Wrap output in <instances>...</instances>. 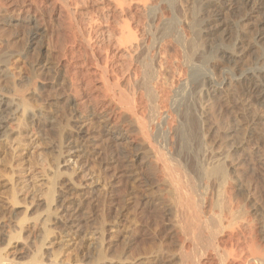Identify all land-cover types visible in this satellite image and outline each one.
<instances>
[{
    "label": "rangeland",
    "instance_id": "rangeland-1",
    "mask_svg": "<svg viewBox=\"0 0 264 264\" xmlns=\"http://www.w3.org/2000/svg\"><path fill=\"white\" fill-rule=\"evenodd\" d=\"M32 1H36V4L40 9L36 7L35 4L34 7H36V10L34 11V7H32V9L29 10L30 12L28 11L30 13L29 15L28 12V14L24 12L26 9L22 8V5L27 2L26 0H0V7L2 8H0V109H2L0 112V239L3 240L5 238L3 236L15 234L18 231V221L13 218V215L20 218L22 215L24 216V213L26 215V221L23 225L20 239L13 242L12 246L7 248L4 253V257H6V259L14 260L18 264L27 263L41 242L43 236L42 230L44 229L43 225L46 224L45 227L50 232V235L45 241L43 250L47 253V255L59 253L61 258L60 260L62 261H65L68 258L70 261L73 259L74 261L72 260V262L80 260V262H77L79 264H177V261L174 259L175 255L178 253L177 249H179L177 239L178 231H176V227L178 226L176 225L177 217L175 215L176 213L172 212L175 210L172 209L173 198H171L172 200L170 201V197H172V195H169L172 194L170 191L171 189L169 188V190L167 185L161 183L163 180H158V177H163L162 174L160 175V173H162V169L159 167L157 162L158 158L161 159V157L163 158L162 160L165 159V162L167 161V166L171 164L170 168L172 166V171L174 170V173V168H176V173L178 174L175 173L177 176L175 174L174 175L179 177V180L182 179V182L178 180L179 184L181 182L183 186L184 182V185L185 183H188L189 186L191 185L190 188L193 187L195 192L191 189L190 191L188 189V185L184 186L186 189L184 187L182 188L185 190H182L184 193H188L190 191L186 194L188 198L190 196L191 198L192 196L195 197L192 198V200H189H191V202L193 201L192 203L194 204L196 201H200V199H202L200 201L201 203H198V201L196 202V205L194 204L196 209L201 207V209L199 208V210H202L200 211L201 213L197 211L198 209H195L198 213L202 214L206 211V214L210 213L209 215H211L214 208L212 209L210 206L213 203V199H216V203V197L218 196V194L216 195L218 191L216 188L221 189V187L225 185H227L225 186L227 188L230 184V187H228L227 190L226 188L225 190L222 189L223 192H221V194L229 191V193L233 191L235 194H222V196H225L223 197V199L225 198L224 201L226 200L225 203H229L235 211L238 208L239 211L243 210L242 212L246 213V215H243L242 212L239 213L237 211L238 216H241L242 214L244 216H241L242 218L246 220H249L248 218H250L251 220L249 221L253 220V222H256L259 219V221H261L264 225V145L260 141L258 142L248 131L254 127L255 131L264 133V104L259 105L260 103L258 104V102H255V104L250 101L248 102L243 93L238 90H236L237 93L234 91L230 94V96L228 94V96L224 95L223 93H221V95H214L212 93V87L220 89L223 87V84L227 82L239 83V80L243 76V71L254 72L257 74H259V71H264V40L257 41L255 31L260 20L262 18L264 19L262 11H258V13L251 12L252 14L250 13L251 15L249 18L244 20L241 13L244 14L243 12H247V10L249 11L250 6L240 10L238 9V6L241 0H229L232 2V4H230L231 7H228L229 9H226V7H220L217 9L219 10V14H221V16H218V18L221 19V27L216 31L212 29L210 31L209 19L212 16L210 11L214 10L215 7L210 9V7L206 4L207 0H148L146 5H148V2L150 5L145 7L146 10L144 13V10H142L140 14L133 9L134 4L131 2H134V0H130L129 2L126 0L127 4L124 3L123 7H126L129 3H131L130 6L126 7L129 9H125V16L128 14V18H125L129 20L131 16V20H127V23L130 24H128V28L131 30L130 32H135L134 36L138 39L139 36L142 35L140 36V39L142 38L141 43L144 40V44H141L139 43L140 40L137 42L138 39L133 37L135 38V41L139 43L138 45L142 46V49L138 46L139 54L138 52L135 53V51L126 53L127 59L131 58L130 56L133 55L132 59H130V63H127V59L125 60V53L121 54L124 47L121 46L122 49L120 48L119 50L118 48L120 45L117 47L115 45V47H111L110 44L113 45L114 42L110 41V43L109 40L105 38V33H102V29L105 30L108 27L109 32H113L114 28L116 26V28H118V25L121 23L116 24L114 21H117L118 19L115 20V18L108 17L107 19V16H105L102 10H97V8L94 10L95 8H93V6L96 7L94 0L93 3L91 0H82L87 4L83 3L81 0V3L79 4L80 1L76 0L78 4L76 6L77 9L78 7L79 9L77 15L74 17L78 19L72 18L76 21V23L73 21L74 26L72 23V25L68 28V25L65 24L68 19L57 18L53 12L51 13L47 11L50 7H44L43 3L48 0ZM20 2L23 4H19ZM213 2L217 3L220 2V0H214ZM88 4L91 5L88 6ZM85 5L87 8L86 11L89 10L90 13L88 11L87 13L85 12ZM151 5L153 6V9ZM150 6L151 9L148 8ZM42 8L44 11L41 10ZM38 9L41 11L40 13ZM37 10L39 14L36 12ZM49 10L51 11V8ZM45 11H47L48 14ZM91 11L96 12L94 13ZM128 12H130V14ZM88 13L90 15L93 14V16L94 14H97L95 15L96 17L100 14L98 16L99 20L98 17H92L94 20L97 19L98 21L93 20L94 23L97 22V24L92 23L89 25L91 28H85V24L88 26V16L89 18L92 16ZM101 13L106 17V19ZM46 14L52 15L47 16ZM138 14L141 17H139L141 20L138 18ZM143 14L145 17H143ZM25 15L27 16L25 17ZM78 15H81L82 18L81 16L78 17ZM83 16L87 17L84 18ZM101 16L103 18H100ZM55 18L57 19V22ZM83 18L85 20H82ZM104 19L106 23L103 21ZM112 19L114 21H112ZM120 19L118 21H120ZM133 19H135V22ZM99 21L101 23H98ZM60 22L62 24L60 25L62 28L56 24H60ZM82 22H85V24ZM195 22L200 23V25L198 23V27H196V29H199L197 30L199 32H197L195 28H192ZM108 23L110 24L109 26ZM75 24H79L80 26L82 24L83 25L81 28L80 26L76 27ZM99 24L103 27H100ZM137 24H139V27H137ZM134 25L136 28L133 27ZM63 26H65L67 30L66 31L64 29V34L62 32ZM92 26H94V28H92ZM58 27H60L61 30L60 28L58 29ZM70 27L71 29L72 27L77 28L75 31L78 34L74 32L75 37L80 34V37L83 35L82 37L85 36L86 39L88 36L94 41L93 42L89 39L91 41L89 43L91 45V50L85 49L81 46L85 51H87H84V53H86L84 56H76L78 52H81L80 54H82L83 50L79 46L74 47L76 50L81 48L77 51L74 50L75 52L73 50L70 51L72 52L71 55H74L75 53L74 56H76V59L75 57H73V59L70 56V53H68L69 57H62L64 52L61 49H65L66 46V49H63L66 51L69 46L62 44L64 47L62 45V47H58L62 42L68 44L66 42L68 38L70 37V40L73 37V32L71 31H74V29L69 30ZM130 27H132V29L134 28V31ZM33 28H36V31ZM83 28L86 29V31ZM139 28H142V30L146 28V34H140L141 32L145 33L143 32L145 30L142 31L139 30ZM81 29L82 33H86L81 34ZM90 29L93 30L91 31ZM94 29L95 31L97 30L96 32L98 34L94 31ZM68 31L71 33L69 34ZM195 31L197 32L196 34L194 33ZM35 32L38 34V36H36L38 38L32 36ZM92 32L94 33L92 34ZM66 33L69 36H67ZM65 34L67 39L64 36ZM79 36L78 38H80ZM58 37H60L61 40ZM102 38L104 41L107 40L109 44L104 42ZM101 40L104 42L103 47L101 46ZM96 43L99 44L98 46L101 50ZM191 43L194 46H197H193V48L196 49L193 50ZM145 44L149 46V48L147 47L148 49H146ZM107 46L108 50L105 48ZM237 47H242V51H244V56L241 61L243 65L241 64V66L235 67L233 65L224 64L222 66L219 65V67L212 68L214 59H217V54L220 49L234 50ZM93 48L94 50H92ZM115 49L118 50V52ZM143 49H146L147 51H144ZM89 50L90 52H94L89 53ZM240 50H238V52ZM98 51L100 53L96 54ZM113 53L114 57L112 56ZM131 53H134L136 58L139 59H134L135 56ZM202 53L203 55L205 53V55L203 56ZM90 54H95L96 56L94 55L91 57L92 55L90 56ZM142 54L147 56L144 57ZM214 54L217 56L216 58H213V56H215ZM103 55L105 58H103ZM128 55H130L129 58ZM78 57H80L81 60ZM90 57L91 59H89ZM94 57L95 60L92 59ZM119 57L121 58L120 61ZM209 57L210 59L213 58V60H208ZM146 58L149 59L150 62L146 61ZM206 58H208L207 61ZM200 59H205L204 65L202 63L203 61L201 62ZM91 60L99 66L97 67L96 64V66L92 65L93 61ZM103 60L107 61L108 64L105 62V64H102V66L104 65L102 67L100 63H104ZM135 60L137 61V64L141 61V63L144 62V67H141V63V65H135L136 62H133ZM67 61H73L75 63H68ZM209 61L213 63H210ZM160 62L164 66H162ZM165 62L166 64H164ZM65 63L70 65L68 66L71 68L70 70L78 71V79H81L78 80V84L74 90L68 83L66 84L68 80L67 78L72 76V71H69L68 68L66 69ZM145 63L148 64H146L148 69L150 67L151 74L147 72L148 70L146 71L147 68ZM159 63L162 66L161 68H159ZM73 64L74 66L77 65V68H81L77 69L73 66ZM87 64H89V66H87ZM116 64H119L117 66L118 68L115 67ZM126 64H129L128 66H130V68L128 67L130 72L127 73V75L124 73L128 72ZM132 64L134 67L136 66V70ZM54 65H58L57 68ZM60 65H62V68ZM105 65L110 67L113 66L114 70L117 68L118 71H114L113 67L110 68V71H108L109 68L108 66L106 67L107 76L109 75L108 77H110L114 72V76H111L113 81L116 79L119 80L121 76L119 77L118 74H122L119 72L124 73L125 77L122 75L123 77H121L119 81L116 80L114 82L118 83V85L120 84L118 88L121 87V91L125 92H123L124 96L126 94L125 97L128 98L122 97V95V98H120L126 99V101H122H124L125 104L127 102V104L130 105L131 103L128 102L132 100L133 102H131L133 106H131L136 110L135 112L131 106V108H129V105L125 106L124 103L121 102L120 103L123 104L122 106L124 107H122L120 103V105L117 104L119 107L121 106V110L124 109V111L127 108H129V112L131 111L130 109H133L134 111L132 110L133 112L131 111V113H133L134 117H137L138 119L136 121L137 130H135V127L134 129L131 128L133 130H129L124 135L127 142L125 140H113L114 133L109 130L110 128L105 125V122H102L103 113L105 114L106 111L107 114L109 111L113 114V108H110L114 105L112 102L115 103L119 100L118 97L116 99L112 98L114 100L112 101L110 99V104L107 96L104 99L103 96L105 95H102V93L105 90L101 89V82L99 83V79L94 77V75H91V68L94 72L97 68L99 69L102 67L104 69ZM120 65L123 67L126 65L124 67V71ZM72 67H74V69H72ZM131 67H133L132 70ZM140 68L146 69L140 70ZM62 69L63 71H61ZM137 69H139V71ZM177 70L180 72H182V70L184 71L181 74ZM83 71L85 72L83 73ZM141 71H145L146 73L141 75ZM64 72H69V74L71 72V74H66L67 76H65V78ZM80 72H82L81 75L79 74ZM108 72H111L112 74ZM134 72H136V74H140L136 75ZM87 73L90 74V79H96V82L93 81L94 84L91 81V84L93 85L90 84V86H88V82H86L87 78L85 77V75H88ZM179 73L183 76H180ZM115 74H117L116 76L118 77H116ZM128 74L130 76H128ZM148 74H153V76H151L153 79H157L156 74L158 75L157 80L159 81V84H161L162 87L166 86V88L163 89L161 85L158 84L157 80L154 81L157 82V86L165 92L166 96L164 93L163 95L160 93L161 90L158 87L157 92H159L161 98L157 97L159 95L157 92H154L152 96L150 93L144 94V91H146L145 87L147 86L150 90V85L152 84V81L149 80L150 75ZM133 75H136L135 77L137 79H134L135 77L133 78ZM146 76L149 77L146 78ZM87 77H89V75ZM179 77L181 80H179ZM259 77L260 82L264 84V76L260 75ZM29 79L33 84L29 81ZM140 79H143V81L145 79V84L142 83L143 81ZM63 80H66V82ZM82 80L86 83L83 84ZM137 80L141 82L143 85L142 87L140 82H137ZM177 80L178 82H176ZM62 81L64 83H62ZM148 82L150 85H148ZM26 83H29L30 85H26ZM134 83L137 84V88L134 87ZM12 85L17 89H22L23 93L27 91L26 95H23L25 96L24 99L27 100L28 105L30 106H28V111H26V113L24 112L25 114L20 110L21 105L19 104L21 103V99L19 101L15 97L10 96L13 90ZM77 87L81 88H78L80 89L78 92H76ZM167 87L170 88L171 91ZM26 88H29V90H26ZM92 88H96L97 92L92 90ZM111 90L113 89L111 88ZM111 90L109 94L107 92L108 90L106 91L108 97L111 95ZM98 92L99 95H95L98 94ZM167 92L169 95L172 94L171 98ZM106 93L104 92V94ZM141 93H143L142 95H147L144 96V98L149 97V101L147 98L146 100L143 98V102L145 104L143 103V105L137 106L139 94ZM91 94L92 96L94 95L93 98L91 97ZM133 94L138 97H133ZM233 94H235V96ZM168 96L169 99L166 100L168 103L166 102L165 105L163 102L168 98ZM163 97L165 98L164 101L162 100ZM134 98H137V101ZM95 99L97 101H94V103L93 100ZM104 100L108 101L106 102ZM134 101L136 105H134ZM103 103L105 107L108 103L109 110H106L107 107H102L104 106ZM235 104L238 105V107L235 106ZM146 106L147 108L145 111L144 109ZM250 107L252 108L251 110ZM137 108L139 110L143 109L144 111H138ZM160 108L167 109H165L166 111H163L164 113H162ZM247 109L248 111H246ZM85 110H89L87 111L88 113ZM91 112L93 113L92 116H90ZM245 112H248V114ZM94 113L96 115L98 114V116ZM157 113H159V116ZM21 114H23V116H21ZM115 115L118 119L117 114L114 112L113 116ZM247 115L250 118H248ZM250 115L256 117H253L251 120L252 116ZM166 116L169 119H167ZM171 117L173 119H170ZM242 117L244 118L242 119ZM257 118L260 119L258 120ZM117 119L115 120L116 122L119 121L122 126H125L124 123L122 124V122L120 120L117 121ZM242 120L244 121L242 122ZM19 121L20 125L18 127ZM138 121L139 123H137ZM140 123L143 124L142 129L144 128L143 132L146 138L143 137L141 126H138ZM252 123H255L256 125ZM166 124L170 128H167ZM172 124H174V126ZM175 126L176 128L174 129ZM242 126H245L246 128L244 127L245 129H243ZM248 127L250 129L247 130ZM178 128L184 133L183 137L182 132L178 131L181 133H179L181 136L177 134L178 132H176V130H179ZM183 128H186L187 131ZM138 129H140L139 133ZM238 129H240L241 133H239ZM241 129H243V132L245 131L246 134L250 135V137L248 135L247 137L246 134L244 135L245 132L243 133ZM173 130L175 132H173ZM134 131L135 133H138V135H142L141 139H146L145 141L146 143L148 142L147 145H149L148 150L153 149L150 150L152 151L150 155H153V157H160L152 158V161H150L151 163L149 160L146 161L145 166L144 161L140 162V164L139 161L135 162L134 154L136 152V148L138 151L141 148H135V146H132L130 142L128 144L130 139L132 142H136L140 139V136L133 133ZM133 135L136 136L134 137ZM187 135L188 137L190 135L189 138L191 139H189ZM137 137H139V139ZM180 137H182V140ZM127 138L129 140H127ZM186 139L189 142L186 141ZM184 143L188 144L184 145ZM146 146H144L140 152H137L141 153L142 150L147 149ZM126 148L129 152L131 149L133 150H131V153L128 154ZM153 152L156 155H154ZM211 155L219 161L223 158L225 163L224 165L222 161L224 169L226 172L228 171L227 173L229 174V176L226 174L227 176L225 175V178L230 177V180L225 178L221 179L218 176H209L211 177L209 179L208 175H204L205 178L201 175V172L202 174H205V168L210 167L217 161L216 159V161L213 160L214 158ZM218 155L222 157L220 158ZM209 158H213L211 159V162H214L211 163ZM153 159H156V168L155 165H153ZM208 162L211 163L210 166V163L208 164ZM128 163L133 167H131ZM127 164L131 168H128ZM197 166L200 167L199 170H196V168H198ZM204 166L205 168H203ZM11 174L12 181H10L11 178H7L10 177ZM134 177L137 181L134 180ZM161 177L160 179H162ZM226 180L227 182H225ZM53 181L54 186L52 203H50V207L48 206L46 208L44 203L45 198L43 197L45 195L43 194L48 191L51 186V182ZM205 181L207 182L205 183ZM216 181L220 183L223 181L224 185L217 183ZM228 181L231 182L228 183ZM215 182L217 185L220 184V186L216 187V184L214 185ZM232 182H234V185ZM213 185L215 186L214 189L216 191L213 189ZM13 188L15 192H17L18 200L20 201L21 199L19 203L21 205L18 204V206H13L10 203L9 194L10 190H13ZM166 188L168 192H170L169 194ZM229 188L231 189L229 190ZM192 191L194 193H192ZM214 191L216 193H214ZM165 192L167 193L165 194ZM206 194L208 195V197H206L208 201L205 198V196H207ZM233 195L236 197L235 199L232 197ZM226 196L227 198L229 197L228 199L230 200H228ZM231 197L233 199H231ZM203 199L205 200L204 205L202 206ZM236 199L238 203L235 204L234 202H237ZM170 202H172V204H170ZM207 203L210 204L208 205ZM199 204H201V206ZM206 206L209 207V209ZM212 207H214V205ZM48 208L49 210H47ZM205 213L201 215L202 217L200 216L202 219L204 217V220L209 218V216H207L208 214L206 215ZM248 214L250 216L245 217L248 216ZM205 215L207 218H205ZM238 216H236V218H238ZM174 220L176 223H174ZM174 226L176 227L174 228ZM3 247L4 246L0 241V248ZM96 251L97 253H95ZM92 257H94V259H91Z\"/></svg>",
    "mask_w": 264,
    "mask_h": 264
},
{
    "label": "bare ground",
    "instance_id": "bare-ground-1",
    "mask_svg": "<svg viewBox=\"0 0 264 264\" xmlns=\"http://www.w3.org/2000/svg\"><path fill=\"white\" fill-rule=\"evenodd\" d=\"M22 1V0H21ZM24 1V0H23ZM27 2H25L24 4L22 3V2H20L19 4H23L22 5V8L23 9H26V10H24V12L25 13H27L30 9H32V7H34L35 6V4H36V1L34 2V1H29V0H26ZM39 1V0H38ZM44 1V0H43ZM78 1H80V0H78ZM82 1V0H81ZM81 1L79 2V4L81 3ZM84 1V0H83ZM82 1V2H83ZM88 1V0H87ZM92 1V3H93V0H91ZM91 1H89V2H91ZM130 0H128L127 2H129ZM148 0H141V1H138V0H136V2H135V0H134V2H131L132 4H134V8L133 7H131V8H133L136 12H138L139 14L142 12V10H144L143 11V13L145 12V10H146V8L145 7H147V6H149L150 4H149V2H148V5H146ZM149 1H151V0H149ZM154 1V0H153ZM214 0H207L206 1V4H207V6L208 7H210V9L213 7H215V9L214 10H211L210 12L212 13V16L210 17V19H209V29H210V31H211V29L212 30H218L220 27H221V19L220 18H218V16H221V14H219V10H217L218 8H220V7H226V9L228 8V7H231V5L230 4H232V2H230L229 0H220V2H217V3H214L213 2ZM94 2L96 3V7H94L93 5V8H95L94 10H96V8H97V10H102V12H104V14H105V16H107V19H108V17H111V18H115V20L116 19H120V21H114L113 19H112V21H114V22H116V24H120V25H118V28H114V31L112 32H109V30H108V28L107 29H105V30H103L102 29V33H105V38H107L108 40H109V42L110 41H112V42H114L113 43V45L112 44H110L111 45V47H117V46H119V48H118V50L121 48L122 49V47L121 46H123L124 48H123V51H121V54H124L125 55V57L127 56L126 55V53H129V52H134L135 51V53L136 52H138V49H139V47H141V49H142V46H139L138 44L139 43H141V40H142V38L140 39V36H142V35H140V34H146V28L145 29H143V30H145V31H143L142 30V28L140 29L139 28V30H142L143 32H145V33H140L139 35V39L137 38V37H135L134 35H135V32L134 33H132V32H130L131 30L128 28V26L130 25L129 23H127V20L128 19H126V18H128L127 17V15L125 16V13H126V10L127 9H129V8H126L127 6H130V4L131 3H129V5H127L125 8L123 7V5H124V3H126L127 4V2H126V0H94ZM83 3H85V2H83ZM85 4H87V3H85ZM125 4V5H126ZM153 4V3H152ZM155 4V3H154ZM40 5H42V4H40ZM39 5V6H40ZM43 5H44V7L46 6V7H50L51 8V11L48 9L47 11L48 12H53L54 13V15H56L57 16V18H66V19H68V20H66L67 21V23H65V24H67L68 26H67V28L69 27V26H71L72 25V23H73V21H74V23H76V21L74 20V19H72V18H75L74 16H76L77 15V12H78V9H79V7H78V9H77V6L76 5H78L77 4V1L76 0H48V1H46V2H44L43 3ZM89 5H91V4H88V6ZM152 6V5H151ZM151 6L150 7H148L149 9H151ZM250 6V10L248 11L247 10V12L245 11V12H243L244 14H242L241 13V16L244 18V20H247L248 18H249V16L253 13V12H257L258 13V11L259 12H261L262 11V13L264 14V0H241V2H240V4H239V8L238 9H240V10H242V8H246V7H249ZM20 7V6H19ZM36 7H38L37 6V4H36ZM36 7H34V11L36 10L35 8ZM43 7V6H42ZM45 7V8H46ZM76 7V8H75ZM1 8V7H0ZM39 8V7H38ZM81 8H82V6H81ZM89 8V7H88ZM145 8V9H144ZM2 9V8H1ZM40 9V8H39ZM38 9V10H39ZM86 5H85V12L87 13V11L89 12V10H87L86 11ZM91 9V8H90ZM126 9V10H125ZM152 9H153V6H152ZM229 9V8H228ZM19 10V9H18ZM38 10L36 11L37 13H38ZM41 10H43L44 11V9L42 8ZM82 10V9H81ZM91 10H93V9H91ZM131 10V9H130ZM23 11V10H22ZM33 11V10H32ZM47 11H45L46 13H47ZM83 11V10H82ZM105 11H106V13H105ZM129 11V10H128ZM149 11V10H148ZM147 11V12H148ZM30 12V11H29ZM28 12V13H29ZM41 11L39 10V13H40ZM91 12H94V11H91ZM96 12V11H95ZM94 12V13H95ZM146 12V13H147ZM252 12V13H251ZM27 13V14H28ZM38 13V14H39ZM81 13V12H80ZM79 13V14H80ZM84 13V12H83ZM90 13V12H89ZM88 13V14H89ZM129 14H130V12H128ZM132 13V12H131ZM135 13V12H134ZM245 13H247V14H245ZM251 13V14H250ZM34 14V13H33ZM45 14V13H44ZM48 14V13H47ZM46 14V15H47ZM102 14V13H101ZM139 14H138V18L140 17L139 16ZM262 14V15H263ZM18 15H19V13H18ZM29 15H30V13H29ZM32 15V14H31ZM35 15V14H34ZM33 15V16H34ZM41 15H42V13H41ZM49 15H52V14H49ZM49 15H47V16H49ZM83 15V14H82ZM84 15H86V14H84ZM90 15V14H89ZM92 15V16H91ZM90 16V18H89V16H88V20H87V24H88V26L85 24V22H82V23H84L85 24V28H87V27H89V25H91L92 23H94V21H96L97 19H93L92 17H96L95 15H97V14H94V16H93V14H91ZM100 15V14H99ZM98 15V16H99ZM103 15V14H102ZM146 15V14H145ZM244 15V16H243ZM27 15H25V17H26ZM32 16V17H33ZM81 16V15H80ZM79 15H78V17H80ZM97 16V17H98ZM104 16V15H103ZM104 16V18L106 19V17ZM135 16V15H134ZM133 16V17H134ZM142 16V15H141ZM30 17V16H29ZM51 17V16H50ZM84 18H86L85 16H83ZM96 17V18H97ZM126 17V18H125ZM137 17V16H136ZM143 17H145L144 16V14H143ZM81 18H82V16H81ZM82 19V20H85V19ZM100 18H103L102 16L100 17ZM141 18V17H140ZM139 18V19H140ZM28 19V18H27ZM26 19V20H27ZM34 19V18H33ZM37 19V18H36ZM75 19H78V18H75ZM80 19V18H79ZM105 19L103 20L104 22H105ZM125 19H126V21H125ZM136 19V18H135ZM135 19H133V21L135 22ZM139 19H138V21H139ZM263 19V18H262ZM260 20V22L258 23V25L256 26V39H257V41L259 40H264V19L263 20ZM55 20H56V22H57V19L55 18ZM60 20V19H59ZM58 20V21H59ZM94 20V21H93ZM98 20H99V17H98ZM97 20V21H98ZM129 20H131V16H130V19ZM128 20V21H129ZM141 20V19H140ZM143 20H144V18H143ZM36 21V20H35ZM61 21V20H60ZM63 21V20H62ZM72 21V22H71ZM79 21V20H78ZM77 21V22H78ZM93 21V22H92ZM102 21V22H103ZM108 21V20H107ZM132 21V22H133ZM24 22V21H23ZM34 22V21H33ZM29 23V22H28ZM37 23V22H36ZM74 23H73V26H74ZM78 23H80V22H78ZM98 23H101L100 21L98 22ZM106 23V22H105ZM105 23H102V24H105ZM138 23V22H137ZM140 23V22H139ZM144 23V22H143ZM142 23V24H143ZM194 23V22H193ZM199 23V22H198ZM198 23L197 22H195V24H194V26L192 27V28H195L196 29V27H198L197 25H198ZM35 24V23H34ZM56 24H58V26H60V25H62L61 24V22H60V24L59 23H56ZM94 24H97V22H95ZM110 24L112 25V23L110 22ZM109 23H108V26L110 25ZM129 24V25H128ZM134 24V23H133ZM136 24V23H135ZM76 25V24H75ZM83 25V24H82ZM81 25V26H82ZM100 25V27L102 26L101 24H99ZM138 26L137 27H139V24H137ZM199 25H200V23H199ZM34 26H36V25H34ZM33 26V27H34ZM79 27L80 25L79 24H77L76 25V27ZM80 26V27H81ZM95 26V25H94ZM94 26H92V28H94ZM107 26V25H106ZM113 26H115V25H113ZM120 26V27H119ZM132 26V25H131ZM223 26V25H222ZM61 28H62V26H60ZM60 27H58V29L60 28ZM65 26H63V29H62V32L63 31H65L66 30V27L64 28ZM75 27V28H76ZM103 27V26H102ZM134 28H136L135 27V25L133 26ZM142 27L144 28V26L142 25ZM61 28H60V30H61ZM75 28H73L72 27V29H74V31L71 29V27L69 28V30H72L71 32H73V37L69 40V38H68V40L66 41L68 44H66V43H64V42H62V41H64V40H62V41H60V42H62V43H60V46H58V47H64V45H67V46H69L68 47V50H66V51H64L65 49H66V46H65V49L64 48H59V49H61L64 53H63V55H62V57H65V58H67V57H69L68 56V53H70V56L73 58V57H75V59H76V56H80V55H82V56H84V55H86V53H84V49L83 48H85V49H90L91 50V45L89 44L91 41H93V40H91L92 38L90 37H88L86 34V36H87V40L85 39V36L84 37H82L83 35H81V37L80 38H78V36L77 37H75V35H74V32H76L75 30H77V28L75 29ZM82 28V27H81ZM89 28H91V26L89 27ZM131 29H132V27H130ZM134 28L132 29L133 31H134ZM34 29V28H33ZM36 29V28H35ZM34 29V30H35ZM39 29V28H38ZM37 29V30H38ZM65 29V30H64ZM84 29V28H83ZM116 29V30H115ZM40 30V29H39ZM79 30V29H78ZM85 31H86V29H84ZM84 30H83V32H84ZM91 31L93 30V29H90ZM101 30V29H100ZM197 30H199L198 28L196 29V31ZM36 31V30H35ZM44 31V30H43ZM67 31V30H66ZM81 31V34H84V33H86V32H84V33H82V29L80 30ZM79 31V32H80ZM94 31H95V29H94ZM97 31V30H96ZM95 31V32H96ZM135 31H137V30H135ZM194 32L195 34L197 33V32H199V31H197V32ZM58 32V31H57ZM69 32V31H68ZM71 32H69V34L71 33ZM90 32V31H89ZM98 32H99V29H98ZM41 33V32H40ZM77 33V32H76ZM94 32H92V34H93ZM97 33V32H96ZM138 33V32H137ZM136 33V34H137ZM61 34V33H60ZM63 34H64V32H63ZM63 34H61V35H63ZM67 34V33H66ZM66 34L64 35L65 37H66ZM78 34V33H77ZM88 34V33H87ZM98 34V33H97ZM96 34V35H97ZM61 35H59L60 37H62V38H64L63 36H61ZM72 35V34H71ZM100 35H101V33H100ZM99 35V36H100ZM199 35V34H198ZM33 37H36V36H38V34L35 32L33 35H32ZM58 36V35H57ZM67 36H69L68 34H67ZM95 36V35H94ZM137 36H138V34H137ZM197 36V35H196ZM196 36H195V38H196ZM60 37H58L59 39H60ZM102 37V36H101ZM101 37H100V39H101ZM133 37H135V38H137L138 39V41L137 42H139V40H140V42L139 43H137L136 41H135V38H133ZM144 37V36H143ZM198 37V36H197ZM36 38H38V37H36ZM36 38H34V39H36ZM94 38V37H93ZM96 38V37H95ZM104 38V39H105ZM33 39V40H34ZM66 39H67V37H66ZM65 39V40H66ZM91 41H90V40ZM136 39V40H137ZM143 39H145V38H143ZM31 40V39H30ZM61 40V39H60ZM102 40H103V38H102ZM102 40H101V43H102V45H101V43H100V45L103 47L104 45V42H107V40L106 41H104V42H102ZM94 42V41H93ZM92 42V43H93ZM96 42V41H95ZM98 42V41H97ZM144 42V40L142 41V43ZM111 43V42H110ZM141 43V44H142ZM62 44H64V45H62ZM94 44V43H93ZM107 44H109L108 42H107ZM106 44V45H107ZM144 44V43H143ZM192 44V43H191ZM62 45V46H61ZM96 45L98 46L99 44L98 43H96ZM105 45V46H106ZM115 45V46H114ZM76 46H79V47H81L82 48V50H83V53L82 54H80L79 52L77 53V55L76 56H74L75 55V53H74V55L72 56L71 55V53L72 52H70V51H74V50H76L74 47H76ZM95 46V45H94ZM109 46V45H108ZM108 46L107 47H105V48H107V50H108ZM139 46V47H138ZM145 46H146V49H148L149 48V46H147L146 44H145ZM193 44H192V48H193ZM99 47V46H98ZM97 47V48H98ZM148 47V48H147ZM194 47H197V46H194ZM72 48H74V49H72ZM80 48V49H81ZM100 48V47H99ZM145 48V47H144ZM192 48H191V50H192ZM64 49V50H63ZM79 48L77 49V50H80ZM109 49H110V47H109ZM114 49V48H113ZM140 49V50H141ZM145 49V50H146ZM194 49H196V48H193V50ZM241 49V50H240ZM76 50V51H77ZM90 50L88 51L89 53H93L94 51H91L90 52ZM92 50H94V48L92 49ZM96 50V49H95ZM98 50V49H97ZM100 50H101V48H100ZM99 50V51H100ZM104 50V49H103ZM106 50V51H107ZM116 50V49H115ZM115 50H114V52H115ZM118 50H116L117 52H118ZM137 50V51H136ZM144 50V49H143ZM144 50V51H145ZM219 50V49H218ZM218 50H216V51H218ZM238 50H240L239 52H238ZM243 49H242V47H237V48H235L234 50H221L220 49V51H219V53L217 54L218 55V57L215 55V56H213V58H216L217 57V59H214V63L213 62H210V63H213V66H212V68H216V67H219V65H224V64H228V65H233V66H235V67H237V66H241V61H242V57L244 56V54H243V52L244 51H242ZM60 51V50H59ZM62 51H60V52H62ZM96 52V54L97 53H100V52ZM113 51V50H112ZM147 51V50H146ZM196 51V50H195ZM195 51H194V53H195ZM199 51V50H198ZM75 52V51H74ZM85 52H87V51H85ZM120 52V51H119ZM88 53V54H89ZM147 53V52H146ZM145 53V54H146ZM104 54H105V52H104ZM131 54H134V53H131ZM138 54H139V52H138ZM200 54V53H199ZM212 54V53H211ZM92 55V56H91ZM95 55V54H94ZM93 54H90V56L91 57H93L94 56ZM102 55V54H101ZM106 55H108V54H106ZM111 55V54H110ZM114 55V53L112 54V56ZM120 55V54H119ZM143 55V54H142ZM202 55H203V53H202ZM204 55H205V53H204ZM203 55V56H204ZM213 55V54H212ZM96 56V55H95ZM104 56V55H103ZM109 56V55H108ZM115 56H117V55H115ZM129 56L130 55H128V58H129ZM134 56H135V54H134ZM138 56V55H137ZM144 56V55H143ZM147 56V55H146ZM146 56H144V57H146ZM88 57H89V55H88ZM87 57V58H88ZM91 57L89 58V59H91ZM98 57V56H97ZM110 57V56H109ZM108 57V58H109ZM114 57V56H113ZM118 57V56H117ZM121 57H123V56H121ZM131 58H129V59H127V57L125 58V60L127 59V63L129 62L130 63V59H132V57H133V55H131L130 56ZM143 57V58H144ZM159 57H161V56H159ZM208 57V56H207ZM212 57V56H211ZM78 58H80V57H78ZM85 58V57H84ZM103 58H105V56L103 57ZM106 58H107V56H106ZM112 58V57H111ZM120 58V57H119ZM143 58H142V61H143ZM162 58L164 59V57L162 56ZM161 58V59H162ZM201 58V57H200ZM213 58L212 59H210V57H209V59L208 58H206V61H207V59L208 60H213ZM74 59V58H73ZM92 59H94L95 60V57L94 58H92ZM134 59H137L136 58V56H135V58ZM139 59V58H138ZM137 59V60H138ZM147 59V58H146ZM159 59V58H158ZM67 60V59H66ZM65 60V61H66ZM72 60V59H71ZM79 60V59H78ZM80 60H81V58H80ZM97 60V59H96ZM98 60H100V59H98ZM104 60H106V59H104ZM103 60V62L104 63H100L101 64V66H102V64H105V62H106V64H108L107 63V61H104ZM111 60H113V59H111ZM121 60V58L119 59V61ZM123 60V59H122ZM167 60V59H166ZM201 60V59H200ZM69 61V60H68ZM67 61V62H68ZM83 61V60H82ZM81 61V62H82ZM87 61H88V59H87ZM86 61V62H87ZM91 61H93V60H91ZM109 61V60H108ZM117 61H118V59H117ZM116 61V62H117ZM141 61V60H140ZM141 61V62H142ZM146 61H149V59H147ZM145 61V62H146ZM158 61H160V60H158ZM203 61V62H202ZM204 61H205V59L204 60H201V62L203 63V65H204ZM78 62V61H77ZM89 62H90V60H89ZM94 62V61H93ZM92 62V65H95L96 63L94 62L93 63ZM102 62V61H101ZM111 62V61H110ZM126 62V61H125ZM133 62H136V64L135 65H139L140 63H138L137 64V61L135 60V61H133ZM139 62V61H138ZM150 62V61H149ZM149 62H147V63H149ZM167 62V61H166ZM166 62L164 63V64H166ZM68 63H75V62H68ZM98 63V62H97ZM113 63V62H112ZM118 63H120V62H118ZM144 63V62H143ZM143 63H141L140 65H141V67L144 65ZM147 63H145V66H146V64ZM158 63V62H157ZM161 63V62H160ZM160 63L158 64V65H160ZM162 63H163V60H162ZM161 63V65L162 66H164L163 64ZM168 63V62H167ZM177 63V62H176ZM176 63H175V65H176ZM201 63V64H202ZM59 64V63H58ZM77 64V63H76ZM82 64H83V62H82ZM82 64H79V65H82ZM91 64V63H90ZM110 64V63H109ZM121 64H122V61H121ZM150 64V63H149ZM208 64V63H207ZM78 65V64H77ZM77 65L76 66H74V64H73V66L74 67H76L77 68ZM97 65V64H96ZM95 65V66H96ZM113 65H115V64H113ZM119 64H116V66L115 67H117ZM124 65V64H123ZM127 65V66H126ZM125 66L127 67V70H128V67L130 68V66H128L129 64H126ZM133 65V64H132ZM148 65V64H147ZM159 66V68H161L162 66ZM174 65V66H175ZM212 65V64H211ZM243 65V64H242ZM5 66V65H4ZM54 66H56V65H54ZM58 66V65H57ZM57 66H56V68H57ZM62 65H60V67H61ZM68 66H70V65H68L67 63H65V67H66V69L68 68V70L69 71H72V70H70L71 68H69ZM84 66H85V64H84ZM83 66V67H84ZM87 66H89V64H87ZM91 66V65H90ZM99 65H97V67H98ZM104 66V65H103ZM102 66V67H103ZM108 66V65H107ZM106 65H105V67H104V69L101 67V68H97V69H95L94 70V72H93V69L92 68H94L93 66H91L92 68H91V70H92V74L91 75H94V77H97V79H99L98 81H99V83H100V86H101V89H104L103 91L106 93V91L108 92V94H109V92H110V90H111V88L113 89V90H111L112 92H111V95H110V97H108V95H107V93L106 94H104V92L102 93V95H105V96H103L104 97V99L106 98V96H107V99H109V101H110V104H111V100L113 101L114 99H116L117 97L119 98V100L122 98V97H125L126 96V94H125V96H124V93L121 91V87L120 88H118V86H120V84L118 85V83H116V82H114V81H119L120 80V78L121 77H125V75H124V73H126V75H127V73H129L130 72V69L128 70V72H119V73H122L121 75L120 74H118L119 75V80L118 79H116V80H112L111 78V76H114V72H113V74L111 73V72H108V73H111L112 75L110 76V77H108L107 76V72H106V67H107ZM121 66V65H120ZM124 66V67H125ZM179 66V65H178ZM177 66V67H178ZM60 67H59V69H60ZM74 67H72V69H74ZM80 67V66H79ZM82 67V68H83ZM113 66H108V68H109V70L108 71H110V68H112ZM123 66H121V68L123 69V71H124V68ZM133 67H134V65H133ZM133 67H131V70H132V68ZM138 67V66H137ZM144 67V66H143ZM176 67V68H177ZM55 68V67H54ZM62 68V67H61ZM75 68V69H76ZM81 68V67H80ZM80 68H77V69H80ZM89 68V67H88ZM118 68V67H117ZM117 68H116V70H117ZM120 68V67H119ZM120 68V69H121ZM135 68V70H136V66L134 67ZM147 68V69H146ZM146 71L148 72V73H150L151 74V72H150V67H149V69H148V67L146 66ZM175 68V69H176ZM84 69V68H83ZM119 69V70H120ZM143 68H140V70H142ZM145 69H143V70H145ZM178 69V68H177ZM58 70V69H57ZM85 70V69H84ZM89 70H90V68H89ZM88 70V72L90 73V71ZM112 70V69H111ZM113 70H114V67H113ZM116 70H114V71H116ZM126 70V71H127ZM135 70H133V71H135ZM138 71H139V69H137ZM181 70V69H180ZM214 70V69H213ZM61 71H63V69L61 70ZM60 71V72H61ZM79 71H81V70H79ZM87 71V70H86ZM118 71V70H117ZM121 71V70H120ZM177 71H179V70H177ZM184 70H182V72H183ZM85 71H83V73H84ZM132 72V71H131ZM137 72V71H136ZM136 72H134L135 74H136ZM155 72H157V71H155ZM180 72V71H179ZM182 72H180L181 74H182ZM65 73V75H64V77L65 76H67L66 74H68V75H70L71 74V72H70V74H69V72L68 73H66V72H64ZM81 73L82 72H80L79 74L81 75ZM116 73V72H115ZM134 73H132V74H134ZM143 73H146L145 71H141V75H144ZM180 73H179V75H180ZM259 74H257V73H254V72H249V71H243V76H242V78L239 80V83L238 82H236V83H232V82H227V83H225V84H223V87L222 88H216V87H212V93L214 94V95H221V93H223L224 95H229L230 96V94H232L234 91L236 92V90H238V91H240V92H242L243 93V95L246 97V100L249 102H253V104H255V102L257 103L258 102V104L259 105H263L264 104V84L263 83H261L260 82V80H259V76L260 75H263L264 76V71H259L258 72ZM62 74V73H61ZM86 74V73H85ZM84 74V75H85ZM88 74V73H87ZM140 73H138V74H136V75H139ZM150 74H148V75H150ZM153 74H154V72H153ZM153 74L152 75H150V81H152V84L150 85V83L148 82V85H150V90H149V88L146 86L145 87V90L146 91H144V94H148V93H150V95L152 96L153 95V93L154 92H157V82L156 81H154V80H157L158 79V75L156 74V76H157V79H153V77H151V76H153ZM184 74H185V72H184ZM89 75V77H87ZM88 75H85V77L87 78V81L86 82H88V86H90V84H91V81H92V83H93V81H95V80H92V79H90V74H88ZM117 74H115V76H116ZM123 75V76H122ZM136 75H133V78L136 76ZM147 75V74H146ZM78 76V71H76V70H74V71H72V76H70V78H67L68 80H67V82H66V80H63V81H65L66 82V84L68 83L69 85H70V87L71 88H73V90H74V88L77 86V84H78V80H81V79H78L79 78V76ZM82 76H83V74H82ZM81 76V77H82ZM128 76H130L129 74H128ZM180 76H183V75H180ZM62 77V76H61ZM80 77V78H81ZM93 77V76H92ZM91 77V78H92ZM93 77V78H94ZM116 77H118V76H116ZM144 77V76H143ZM143 77H141V78H143ZM149 77V76H148ZM147 76H146V78H148ZM185 77V76H184ZM30 78V77H29ZM66 78V77H65ZM83 78V77H82ZM115 78V77H114ZM113 78V79H114ZM129 78V77H128ZM131 78V77H130ZM139 78H140V76H139ZM138 78V79H139ZM145 78V79H146ZM154 78H155V76H154ZM180 78V77H179ZM183 78V77H182ZM28 79V78H27ZM26 79V80H27ZM85 79V78H84ZM83 79V80H84ZM134 79H137L136 77L134 78ZM145 79H144V81H145ZM152 79V80H151ZM25 80V79H24ZM31 80H32V78H31ZM31 80L29 79V81L31 82ZM82 80V81H83ZM141 81H143V79H140ZM179 80H181V78L179 79ZM28 81V82H29ZM62 81V83H64ZM81 81V82H82ZM98 81H97V83H98ZM144 81L142 82V83H144ZM148 81V80H147ZM158 81V80H157ZM5 82V81H4ZM3 82V83H4ZM85 82V83H86ZM96 82V81H95ZM134 82V81H133ZM136 82V81H135ZM137 82H140L139 80H137ZM136 82V83H137ZM146 82V81H145ZM176 82H178V80L176 81ZM181 82V81H180ZM7 83V82H6ZM10 83V82H9ZM13 83V82H12ZM32 83V82H31ZM84 83V81H83V84H85ZM182 83V82H181ZM210 83V82H209ZM11 84V83H10ZM14 84V83H13ZM15 84H17V83H15ZM29 84V83H28ZM27 83H26V85H28ZM33 84V83H32ZM79 84H80V82H79ZM94 84V83H93ZM93 84H91V85H93ZM138 84V83H137ZM137 84H133L134 85V87H138L137 86ZM140 84H141V82H140ZM145 84V83H144ZM147 84V83H146ZM158 84H159V81H158ZM177 84H179V83H177ZM176 84V85H177ZM7 85H8V83H7ZM30 85V84H29ZM64 85V84H63ZM81 85V84H80ZM132 85V84H131ZM136 85V86H135ZM159 85H161V84H159ZM181 85V84H180ZM9 86V85H8ZM11 86V85H10ZM19 86V85H18ZM82 86V85H81ZM86 86V85H85ZM87 86V87H88ZM143 85L141 84V87H142ZM12 87H13V90H12V92H11V94H10V96L11 97H15L17 100H19L20 101V99H21V103L19 104V105H21L20 107H21V112H25L26 113V111H28L27 109H28V106H30V105H28V102H27V100H25L24 99V95H26V93H27V91L25 92V93H23V91H22V89H17L15 86H13L12 85ZM12 87H11V89H12ZM26 87V86H25ZM29 87V86H28ZM86 87V88H87ZM92 87H94V86H92ZM98 87V86H97ZM117 87V88H116ZM133 87V86H132ZM141 87H140V91H141ZM161 87H162V85H161ZM168 87H170V86H168ZM167 87V88H168ZM15 88V89H14ZM20 88V87H19ZM70 88V89H71ZM78 88H80V87H77V91L76 92H78V90H80V89H78ZM85 88V87H84ZM148 90H147V89ZM160 90H161V88L160 87H158ZM163 89L164 88H166V86H163L162 87ZM171 88V87H170ZM170 88H168L170 91H171V89ZM11 89H9V90H11ZM83 89V88H82ZM90 89V88H89ZM89 89H88V91H89ZM97 89H99V88H97ZM110 89V90H109ZM143 89H144V87H143ZM8 90V91H9ZM23 90H25V89H23ZM26 90H29V88L27 89L26 88ZM72 90V89H71ZM86 90V89H85ZM92 90H95L96 91V88L94 89V88H92ZM138 90V89H137ZM8 91H7V93H8ZM148 91V92H147ZM159 91V90H158ZM166 91V90H165ZM169 91V92H170ZM3 92V91H2ZM82 92V91H81ZM84 92V91H83ZM87 92V91H86ZM85 92V93H86ZM97 92V91H96ZM95 92V93H96ZM100 92V91H99ZM99 92H98V94H95V95H99ZM142 92H143V90H142ZM147 92V93H146ZM88 93V92H87ZM86 93V94H87ZM89 93H90V91H89ZM92 93V92H91ZM94 93V92H93ZM123 93V94H122ZM158 94H159V92H157ZM160 93H162V95H163V93L165 94V92H163L162 90H161V92ZM172 93H173V91H172ZM237 93V92H236ZM239 93V92H238ZM24 94V95H23ZM136 94V93H135ZM135 94H133L134 96L133 97H138V96H135ZM143 93H141V94H139V98H138V103H137V106L139 105V106H141V105H143V98H144V96H147V95H142ZM157 94V95H158ZM167 94H168V92H167ZM123 95V96H122ZM140 95H142V96H140ZM154 95H156V94H154ZM160 95V94H159ZM157 96V97H159V98H161V95L160 96ZM169 95V94H168ZM171 95L172 94H170L169 96H170V98H171ZM213 95V96H214ZM223 95V96H224ZM227 95V96H228ZM234 96H235V94H233ZM3 96V95H2ZM9 96V95H8ZM9 96V97H10ZM94 96V95H93ZM93 96H92V94H91V97L93 98ZM100 96H101V94H100ZM122 96V97H121ZM165 96H166V94H165ZM169 96H168V98L167 99H165L164 97H163V101H164V99H165V101L163 102V103H165V105H166V102L168 103V101H166V100H168L169 99ZM99 97V96H98ZM103 97H100V98H103ZM121 97V98H120ZM154 97V96H153ZM15 98H13V99H15ZM100 98H96V99H100ZM112 98H114V99H112ZM125 98H127V97H125ZM147 98V97H146ZM146 98H144L145 100H146ZM149 98V97H148ZM147 98V100L149 101V99ZM156 98V97H155ZM226 98V97H225ZM234 98V97H233ZM233 98H231V99H233ZM93 100V102L95 101H97V100ZM111 99V100H110ZM128 99V98H127ZM135 99V98H134ZM137 99V98H136ZM135 99V100H136ZM151 99V98H150ZM118 100V99H117ZM116 101L115 103L114 102H112L114 105H112V107H110V108H113V111L117 114V116H118V119H117V117H116V115L115 116H113V114H114V112H113V114H111V112H107V114H106V111H105V114L103 113V111L101 110V112L103 113V123L105 122V125H107V126H109V130H111L112 131V133H114L113 135V140H117V141H122V140H125L126 141V139L124 138V135L129 131V130H133L134 129V127H135V130H137L136 128V121L138 120L137 119V117H134V114L133 113H131V111L134 109V107H132L133 105H132V102L130 101V102H128V103H131L130 105L129 104H127V102H126V104L124 103V101H122V100H125L126 101V99H121L120 101ZM101 101H103V100H101ZM104 101H106V100H104ZM108 101V100H107ZM106 101V102H107ZM137 101V100H136ZM148 101H145V102H148ZM94 102V103H95ZM99 102V101H98ZM98 102H97V104H98ZM124 103V105L125 106H128L129 105V108H133V109H130L131 111L129 112L128 111V109L129 108H127L125 111H124V109L123 110H121V106L123 105V104H121V103ZM237 102V101H236ZM238 102H239V100H238ZM242 102V101H241ZM109 103V102H108ZM108 103H107V108L105 107V105H104V103H103V105L104 106H102V104H101V106L102 107H105L106 108V110L108 109ZM121 104V106L119 107L118 105H120ZM134 103H135V101H134ZM244 103V102H243ZM4 104V103H3ZM96 104V105H97ZM100 104V103H99ZM106 104V103H105ZM109 104V105H110ZM118 104V105H117ZM145 104V103H144ZM240 104V103H239ZM245 104H247V103H245ZM18 105V106H19ZM132 105V106H131ZM134 105H136V103L134 104ZM147 105V104H146ZM248 105H249V103H248ZM6 106V105H5ZM99 106V105H98ZM131 106V107H130ZM148 106V105H147ZM147 106L145 107V111H146V108H147ZM235 106H237L238 107V105H236L235 104ZM244 106V105H243ZM242 106V107H243ZM7 107H8V105H7ZM19 107V108H20ZM122 107H124V106H122ZM164 107V106H163ZM167 107V106H166ZM241 107V106H240ZM95 108H97V107H95ZM126 108V107H125ZM140 108V107H139ZM143 108H144V106H143ZM249 108V107H248ZM102 109H104V108H102ZM138 109V108H137ZM161 109V108H160ZM165 109H167V108H162L161 110H162V113H164L163 111H166ZM240 109H243V108H240ZM252 108L250 107V110H251ZM90 110V109H89ZM89 110H87V111H89ZM97 110V109H96ZM109 110V109H108ZM112 110V109H111ZM110 110V111H111ZM135 110V109H134ZM133 110V111H134ZM143 109L142 110H139L138 109V111H144ZM2 111V109H0V112ZM86 111V110H85ZM86 111V112H87ZM91 111L93 112V110L91 109ZM99 111V110H98ZM97 111V112H98ZM128 111V112H127ZM132 111V112H133ZM242 111H244V110H242ZM246 111H248V109L246 110ZM255 111V110H254ZM91 112V114H90V116H92V113ZM94 112H95V109H94ZM100 112V111H99ZM100 112V113H101ZM135 112H136V110H135ZM24 113V114H25ZM83 113H85V112H83ZM88 113V112H87ZM166 113V112H165ZM241 113V112H240ZM246 113V112H245ZM251 113V112H250ZM249 113V114H250ZM255 113V112H254ZM253 113V114H254ZM95 114V113H94ZM158 114V116H159V113H157ZM156 114V115H157ZM168 114H169V112H168ZM246 114H248V112L246 113ZM252 114V113H251ZM96 115V114H95ZM167 115V114H166ZM21 116H23V114H21ZM96 116H98V114L96 115ZM100 116V115H99ZM136 116V115H135ZM160 116H163V115H160ZM165 116V115H164ZM169 116V115H168ZM238 116H239V114H238ZM241 116V115H240ZM248 116V115H247ZM247 116H245V117H247ZM250 116H252V118H251V120L253 119V115H250ZM79 117V116H78ZM77 117V118H78ZM81 117H83V116H81ZM85 117V116H84ZM100 117H102V116H100ZM99 117V118H100ZM256 117V116H255ZM254 117V118H255ZM258 117V116H257ZM136 118V119H135ZM166 118H167V116H166ZM244 117H242V119H243ZM248 118H250L249 116H248ZM247 118V119H248ZM102 119V118H101ZM117 119V121L118 120H120L121 122H122V124L124 123L125 124V126H122L120 123H119V121L118 122H116L115 120ZM159 119V118H158ZM164 119V118H163ZM167 119H169V118H167ZM170 119H173L172 117L170 118ZM246 119V120H247ZM258 119V118H257ZM260 119V118H259ZM258 119V120H259ZM76 120V119H75ZM79 120H81V119H79ZM160 120H162V119H160ZM240 120H241V118H240ZM245 120V121H246ZM251 120H249V121H251ZM256 120V119H255ZM76 121H78V120H76ZM171 121V120H170ZM244 120H242V122H243ZM1 122V121H0ZM83 122V121H82ZM173 122V121H172ZM137 123H139V121L137 122ZM167 123H170V122H167ZM175 123V122H174ZM247 123H248V121H247ZM256 123H258V122H256ZM245 124V123H244ZM243 124V125H244ZM250 124H251V122H250ZM249 124V125H250ZM252 124H255V123H252ZM19 125H20V121H19V123H18V127H19ZM104 125V126H105ZM138 125V124H137ZM171 125V124H170ZM173 126H174V124H172ZM246 125V124H245ZM256 125V124H255ZM259 125V124H258ZM139 127L141 126V130H142V134H143V137L144 138H146L145 136H144V132H143V130H144V128L142 129V127H143V124H141L140 123V125H138ZM166 126H167V124H166ZM178 126V125H177ZM247 126V125H246ZM253 126V125H252ZM181 127V126H180ZM245 127V126H244ZM243 126H242V128L243 129H245ZM131 128H133V129H131ZM167 128H170V127H168L167 126ZM173 128V127H172ZM176 128V126L174 127V129ZM256 128V127H255ZM108 129V128H107ZM179 129V128H178ZM183 129H186V128H183ZM182 129V130H183ZM243 129H241L242 130V132H243ZM248 129H250L249 127L247 128V130ZM257 129V128H256ZM139 130L140 129H138V133H139ZM239 130V133H241L240 132V129H238ZM246 130V131H247ZM260 130V129H259ZM263 130V129H262ZM178 131H180V129L179 130H176V132H178ZM186 131H187V129H186ZM249 131V133L251 134V135H253L254 137H255V139L259 142H261L263 145H264V133H261V132H257V131H255L254 130V127L252 128V129H250V130H248ZM248 131H247V133H248ZM261 131V130H260ZM173 132H175L174 130H173ZM180 132H182V131H180ZM180 132H178L177 134L178 135H180L181 133ZM245 132V131H244ZM243 132V133H244ZM263 132V131H262ZM133 133H135V131L133 132ZM138 133H135L137 136H140V135H138ZM180 133V134H179ZM187 133V132H186ZM185 133V134H186ZM131 134V133H130ZM183 132H182V137H183ZM189 134V133H188ZM246 134V132L244 133V135ZM132 135V134H131ZM135 135V136H136ZM242 135V134H241ZM248 134H246V136H247ZM112 136V135H111ZM134 136V135H133ZM133 136H130V137H133ZM134 136V137H135ZM142 136V135H141ZM141 136H140V139H139V137H137L139 140H137L136 142H132L131 141V139H130V141H128V144H129V142H130V144L132 145V146H135V148L136 147H138V148H141V149H143L144 148V146H146L147 145V143H146V139H141ZM181 136V135H180ZM192 136V135H191ZM195 136V135H194ZM249 137H250V135H248ZM247 136V137H248ZM182 137H180L181 138V140H182ZM187 137H188V135H187ZM189 137H190V135H189ZM188 137V138H189ZM137 138H135V139H137ZM199 138V137H198ZM133 139V138H132ZM189 139H191V138H189ZM127 140H129L128 138H127ZM185 140V139H184ZM183 140V141H184ZM125 141H123V142H125ZM186 141H188L187 139H186ZM185 141V142H186ZM255 141V140H254ZM256 141V142H257ZM18 142H20V141H18ZM127 142V141H126ZM189 142V141H188ZM257 142V143H258ZM145 143H146V145H145ZM182 143V142H181ZM126 144V143H125ZM183 144V143H182ZM185 144H188V143H184V145ZM130 145V146H131ZM262 145V146H263ZM126 146H127V144H126ZM148 146L149 145H147L146 147H147V149H144V150H142L141 151V153H138V152H140V150L138 151L137 150V148H136V152H137V154H136V152H135V154H134V161L135 162H138L139 161V164H140V162H143L144 161V166H145V162L146 161H148L149 160V162L150 161H152V158H158V157H160V156H158V157H153V155L151 156L150 154H151V152L152 151H150V150H153V149H150V150H148ZM183 146V145H182ZM187 146V145H186ZM185 146V147H186ZM184 147V148H185ZM264 147V146H263ZM134 148V147H133ZM126 150H127V148H126ZM131 150H133V149H131ZM131 150H130V152L128 151L127 153L128 154H130L131 153ZM135 151V150H134ZM134 151H132V152H134ZM126 153V154H127ZM125 154V153H124ZM153 154H154V152H153ZM154 155H156V154H154ZM222 155V154H221ZM124 156H126V155H124ZM133 156V155H132ZM212 156V155H211ZM219 156V155H218ZM217 156V157H218ZM213 157V156H212ZM220 157V156H219ZM218 157V158H219ZM222 157V156H221ZM220 157V158H221ZM226 157V156H225ZM214 158V159H213ZM213 158H211V159H213V160H215L216 158L215 157H213ZM219 158V159H220ZM125 159H126V157H125ZM163 158L161 157V159H159L158 158V160H157V162H158V164H159V167H161V169H162V173H160V175L162 174L163 175V177H161L162 179H160V177H158L157 179L158 180H163V182H161L162 184H165V185H167L168 186V189L171 191V193L172 194H169L170 192H168V190H167V188H166V190H167V192H168V194L169 195H172V197H170V201L172 200L171 198H173V204H172V202H170V204H172L173 205V208L172 209H174L175 211H172V212H175L176 214V217H177V224L176 225H178L177 227L176 226H174V228L176 227L177 228V230L176 231H178L177 233H178V243H179V249H177L178 250V253L175 255V257H174V259H175V261H177V264H264V225L261 223V221H259V219L256 221V222H253V220L252 221H249V220H251L250 218H248L249 220H246V219H244V218H242L241 216H243L244 214L246 215V213L245 212H242L243 210H241V211H239L238 210V208L236 209V211L235 210H233V208L229 205V203H225V201H224V199H223V197H225L224 195L222 196V194H226L227 195V193H229L230 191V189L231 188H229V192H224V193H222L221 194V192H223L222 191V189H224L225 190V186H227V185H225V186H222V185H224L223 183V181L220 183V182H217V183H220V184H222L221 186V189H218V188H216V190H218L217 191V193L215 192L216 190L214 189L215 188V184H216V187L217 186H220V184L219 185H217V183L215 182L214 183V185H213V189L215 190L214 191V193H216V195L218 194V196L216 197L217 198V201H216V203H215V200L216 199H213V198H211V199H213V203H215V204H213L214 205V207H212L213 205L211 204V208L213 209L214 208V210L212 211L213 213H211V215H209L208 213V215L205 213V212H203L202 214H206L207 216H209V218L208 219H206V220H204V217H203V219L201 218L202 216V214H200L201 212L200 211H202V210H199V208L201 209V207H198L197 209H196V207L194 206V204L196 205V202H198V201H196V199H195V203L193 204L192 202H191V200H192V198H195V197H193L192 196V198H191V196L188 198L187 197V195L186 194H188L191 190H193L194 191V189H193V187L192 188H190L191 187V185L189 186L188 185V183L186 184L185 183V185L187 186L188 185V189L190 190L188 193H184L182 190H184V189H182L185 185H184V182H183V186H182V179H180L179 180V177H176L177 175L176 174H178V173H176V168H174L175 169V173L172 171V166H171V168H170V165L169 166H167V164H166V162H165V159L164 160H162ZM211 159L209 158V160H210V162H211ZM154 161V164L153 165H155V168H156V165L157 164H155V163H157L156 162V159H153ZM217 160V161H216ZM215 161V163H213V162H211V163H213L212 165H211V163L210 162H208V164H209V166L210 167H208V168H205V166H207V165H205V164H207V163H205V164H203V165H205L203 168H205V174L203 173L202 174V172H201V175H203V177H204V175L206 176V175H208V177L209 176H218V177H220L221 179H224L225 178V175L227 174L228 176H229V174L226 172V170L224 169V166H223V163H224V160H223V158L221 159V161H219L218 159H216ZM134 161H133V163H134ZM222 161H223V163H222ZM4 162V161H3ZM130 162V161H129ZM152 162V163H153ZM151 163V162H150ZM129 164V163H128ZM128 164H127V167L129 168L130 166L131 167H133L132 165H130V166H128ZM202 165V166H203ZM224 165H225V163H224ZM150 166V165H149ZM130 167V168H131ZM147 167V166H146ZM198 168H196V170L198 169L199 170V166H197ZM202 168V169H203ZM201 169V170H202ZM160 170V169H159ZM200 170V171H201ZM204 170V169H203ZM202 170V171H203ZM156 171H157V169H156ZM161 171V170H160ZM200 171H197V172H200ZM159 172V171H158ZM157 172V173H158ZM177 172H178V170H177ZM176 176H175V175ZM200 174V173H199ZM56 175V174H55ZM226 175V176H227ZM179 176V175H178ZM58 177V176H57ZM181 177V176H180ZM208 177H207V179H208ZM211 177H209V179L211 178ZM8 179L9 178H11L10 179V181H12V174L10 175V177H7ZM182 178V177H181ZM205 178V177H204ZM203 178V179H204ZM215 178V177H214ZM213 178V179H214ZM52 179V178H51ZM55 179H56V177H55ZM207 179H205V180H207ZM208 179V180H209ZM215 179H217V178H215ZM214 179V180H215ZM219 179V178H218ZM225 179H231L230 177H226ZM49 180V179H48ZM53 180H54V177H53ZM134 180H136V178L134 177ZM178 180L179 181H181L180 182V184H179V182H178ZM207 180V181H208ZM233 180V179H232ZM9 181V180H8ZM137 181V180H136ZM207 181H205V183L207 182ZM219 181V180H218ZM159 182V181H158ZM225 182H227V180L225 181ZM231 181H228V183H230ZM160 183V182H159ZM160 183V184H161ZM233 183V185H234V182H232ZM231 183V184H232ZM159 184V185H160ZM227 184V183H226ZM236 184V183H235ZM230 185V184H229ZM228 185V187H230ZM53 186H54V181L53 182H51V186H50V188L49 187H47V188H49L48 189V191H46V193L44 192V194L43 195H45V196H43L44 198H45V205H46V208L50 205V203H52V198H53ZM163 186V185H162ZM167 186H165V187H167ZM227 187V188H228ZM163 188H164V186H163ZM185 188V187H184ZM220 188V187H219ZM227 188H226V190H227ZM12 189V188H11ZM186 189V188H185ZM233 189V188H232ZM239 189V188H238ZM219 190H221V191H219ZM234 190V189H233ZM185 191V190H184ZM192 191V193H194ZM167 192H165V194L167 193ZM206 192V191H205ZM238 192V191H237ZM55 193V192H54ZM203 193V192H202ZM213 193V194H214ZM191 194V193H190ZM229 194H235V193H233V191H231V193H229ZM169 195H168V199H169ZM207 195V194H206ZM236 195H238V194H236ZM235 195V196H236ZM213 196V195H212ZM212 196H210V197H212ZM241 196V195H240ZM18 195H17V192H15V190H14V188H13V190H10V194H9V199H10V203L14 206V205H16V206H18V204L20 203V201H21V199H20V201L18 200ZM203 197V196H202ZM206 197H208V195L207 196H205V198ZM234 199L236 198V197H234V195L232 196ZM231 197V199H233ZM147 199H149L148 197H146ZM145 198V199H146ZM226 198H227V196H226ZM229 198V197H228ZM227 198V199H228ZM237 198H238V196H237ZM25 199V198H24ZM167 199V198H166ZM189 199H191V200H189ZM209 199V198H208ZM202 199H200V201H201ZM204 200L205 199H203V203H202V206L204 205ZM206 200H207V198H206ZM228 200H230V199H228ZM24 201V200H23ZM22 201V202H23ZM146 201H148V200H146ZM198 202V203H201V202ZM208 201V200H207ZM212 201V200H211ZM235 201V200H234ZM236 201H237V199H236ZM169 202V201H168ZM228 202V201H227ZM25 203V202H24ZM197 203V204H198ZM235 204L236 203H238V201L237 202H234ZM23 204V203H22ZM208 205L210 204V203H207ZM19 205H21V204H19ZM200 206H201V204H199ZM199 205H197V206H199ZM43 206H44V204H43ZM234 206H239V205H234ZM233 206V207H234ZM50 207V206H49ZM193 207H195V208H193ZM207 207V206H206ZM170 208V207H169ZM208 209H209V207H207ZM199 211L200 213H198L197 211ZM204 209V208H203ZM239 209H240V207H239ZM47 210H49V208L47 209ZM211 210V209H210ZM209 211V210H208ZM239 213H243V215L241 214V216H238V212ZM254 211V210H253ZM248 213V212H247ZM173 214V213H172ZM200 214V215H199ZM237 214V215H236ZM255 214V213H254ZM253 214V215H254ZM205 215V216H206ZM240 215V214H239ZM201 216V217H200ZM207 216L205 217V218H207ZM236 216H238V218H236ZM250 215L248 214V216H245V217H249ZM241 217V218H240ZM244 217V216H243ZM13 218H15L17 221H18V225H17V228H18V231L15 233V234H9V235H7V236H3V237H5L3 240L2 239H0V241H1V244H3V248H0V264H18V263H16L14 260H8V259H6V257H4V253H5V251L7 250V248H9L10 246H12V244H13V242H16V241H18L19 239H20V236H21V232H22V229H23V225H24V223H25V221H26V215H25V213H24V216L22 215L21 216V218L20 217H17L16 215H13ZM252 218V217H251ZM174 220V221H175ZM75 221H77V220H75ZM176 221L174 222V223H176ZM44 224H45V222H44ZM46 225V224H45ZM45 225H43L44 226V229L42 230L43 231V236H42V239H41V242H40V244L37 246V248L35 249V252H34V254L32 255V257L29 259V261L27 262V263H23V264H79V263H77V262H80V260H78V261H75V262H72V260L73 259H71V261H70V259H68L67 258V260H65V261H62V260H60L61 258H60V256H59V253H52L51 255H47V253H45L44 252V250H43V247L45 246V241L48 239V236L50 235V232L48 231V229H46V227H45ZM76 228V227H75ZM175 231V232H176ZM2 236V235H1ZM95 253H97V251L95 252ZM101 253V252H100ZM94 254V253H93ZM99 254V253H98ZM97 254V255H98ZM103 254V253H102ZM96 255V254H95ZM94 256V255H93ZM100 256H101V254H100ZM100 256H98V257H100ZM45 257V258H44ZM58 257H59V259H58ZM97 257V258H98ZM96 258V257H95ZM101 258H102V256H101ZM78 259V258H77ZM91 259H94V257H92ZM99 259V258H98ZM97 259V260H98ZM76 260V259H75ZM74 261V260H73ZM99 261V260H98Z\"/></svg>",
    "mask_w": 264,
    "mask_h": 264
}]
</instances>
